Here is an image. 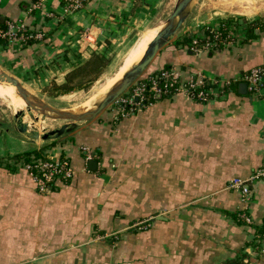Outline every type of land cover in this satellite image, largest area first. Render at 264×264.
<instances>
[{"label": "crops", "instance_id": "0c3cea01", "mask_svg": "<svg viewBox=\"0 0 264 264\" xmlns=\"http://www.w3.org/2000/svg\"><path fill=\"white\" fill-rule=\"evenodd\" d=\"M176 1L90 0L65 14L62 0H0V27L22 22L41 34L0 43V67L39 91L61 85L91 55L107 58L114 44L156 27ZM195 8L145 75L168 67L181 82L198 74L233 81L220 98L163 97L126 116L109 109L39 143L0 122V264H264L249 244L256 229L264 233V178L250 184L249 225L227 189L264 167V83L257 97L239 90L264 66V34L197 55L181 35L222 20L202 13L201 2ZM36 151L65 158L74 178L39 194L15 163Z\"/></svg>", "mask_w": 264, "mask_h": 264}, {"label": "built area", "instance_id": "2783aa9c", "mask_svg": "<svg viewBox=\"0 0 264 264\" xmlns=\"http://www.w3.org/2000/svg\"><path fill=\"white\" fill-rule=\"evenodd\" d=\"M90 0H62L63 12L71 14L82 9ZM38 5L31 7V12ZM264 21V18H263ZM248 23L242 20L222 21L214 26H204L197 30L182 34L181 41H188L189 50L197 55L204 54L211 50H222L232 47L237 41H243L246 38V29ZM255 33L264 34V24L262 28L255 27ZM32 39H41V34H29L22 22L7 23L4 28L0 27V42L4 41V48L11 43L20 44ZM212 40V41H211ZM241 80L246 84L247 91L251 96H258L264 83V66L255 68L247 73ZM162 82V85L159 84ZM234 83L226 79H216L203 76L201 74L191 76L187 81L181 82L176 70L160 72L158 77H148L146 82L135 83L127 93L122 97L120 107L116 110L121 116L133 114L134 111L151 105L145 99L146 94H151L152 100L161 97L181 95L188 100L198 103H207L210 100L218 99L224 95L225 90H229ZM156 101V100H155ZM154 102V101H153ZM88 153V152H87ZM91 159L88 154L86 161ZM26 169L32 176V180L39 194H46L50 190V185L56 179H68L74 175V171L69 167L68 161L64 159L52 160L45 158L44 161L36 163L31 168ZM32 169L37 173H33ZM264 178V167L257 170L248 180L232 178L229 180L227 189L236 192L243 204V210L240 213V219L246 225L250 224V218L247 214V204L251 200L250 184ZM264 254V247L259 250V255Z\"/></svg>", "mask_w": 264, "mask_h": 264}, {"label": "rangeland", "instance_id": "374dc122", "mask_svg": "<svg viewBox=\"0 0 264 264\" xmlns=\"http://www.w3.org/2000/svg\"><path fill=\"white\" fill-rule=\"evenodd\" d=\"M199 2H201V5L203 6L202 13L214 19H221L222 21H235L242 19L251 20L258 18L259 15L264 14V0H199L198 3ZM195 11H197V8H195ZM163 22L164 18L158 21L156 27L150 30H145L143 32L141 29H139V32L137 31L131 34L129 38L124 42H119L111 46L108 51L109 53L107 58L109 59V65L106 69V72L100 77L97 82L93 84L90 90L94 89L101 83H105L107 80H109L112 76L116 74V72L120 69V66L123 63L124 59L126 58L128 52L130 51L132 45L141 34L145 32H151L154 37L156 35L157 29L163 26ZM137 60L138 57L135 61ZM135 61L133 62V64H131V66L126 69V71L130 67L135 65ZM0 71L7 73L11 77H14L12 74L6 72L2 67H0ZM139 81H141V78L135 83L137 84V82ZM135 83L133 85H135ZM20 84L28 91L30 96L35 100L37 97L44 103L50 105L51 107L69 111L77 108L90 92V90H88L87 92L75 91L66 95L49 97L46 94H43L41 90L39 91L34 87L31 88L30 85L26 84L25 82H20ZM5 92L6 97H8V100H6V102H8L7 106L5 107V105L0 101V122L6 124L9 129H13L14 132L21 134L23 133V135L27 136L29 139H33L34 135H38L40 137L49 131L56 130L63 125L69 124L65 121H53L48 118H42L34 115L29 118L28 116L32 115V113L28 112H23V114L25 113V115L27 116L25 121L21 120L20 117L15 118L12 100L10 99L7 90ZM128 92H130V90H128ZM128 92H126L124 95H126ZM120 99L122 100V97ZM121 100H118L106 110H109L110 108L117 109L121 105ZM35 118H37L36 122L34 121ZM37 140L39 143L40 139Z\"/></svg>", "mask_w": 264, "mask_h": 264}, {"label": "water", "instance_id": "95a60500", "mask_svg": "<svg viewBox=\"0 0 264 264\" xmlns=\"http://www.w3.org/2000/svg\"><path fill=\"white\" fill-rule=\"evenodd\" d=\"M199 0H177L169 14L164 18L163 26L157 29L153 40L148 44L142 58L132 67H130L121 78L113 85L103 100L99 102L94 110L83 113H71L69 110L56 109L44 103L36 97V100H30V94L14 77L0 71V84L8 83L12 85L19 96L25 103L24 112L40 115L44 118L65 121L69 124L63 125L56 130L49 131L42 136L34 135V139L40 141H56L73 132L76 128L87 124L96 119L108 107L116 103L120 98L128 92L132 85L138 81L150 67L161 49L170 43L183 28L188 17L193 13ZM246 85L240 84L241 93L245 91ZM23 113V112H18ZM18 113L15 118H18ZM96 163L89 162L90 170H95Z\"/></svg>", "mask_w": 264, "mask_h": 264}, {"label": "trees", "instance_id": "16d2710c", "mask_svg": "<svg viewBox=\"0 0 264 264\" xmlns=\"http://www.w3.org/2000/svg\"><path fill=\"white\" fill-rule=\"evenodd\" d=\"M263 24H264L263 19L255 20L253 22L248 23L247 24L248 27L246 29V38L244 41L246 42V41L254 38L256 36V33L254 32V28L255 27L262 28ZM1 27L3 28V26H1ZM29 34H31V33H29ZM183 42L187 45L186 41H183ZM0 43H4V42H0ZM187 47H188V45H187ZM215 50L216 49L211 50V51L213 52ZM108 65H109V59L108 58H106L105 56L100 55V54H93L82 65L76 67L75 69H73L72 71L67 73V75L65 76V80H64L63 84L56 85L55 83H51L49 86L45 87L42 90V93L46 94L49 97H55V96L70 94V93L75 92V91L87 92L88 90H90V88L93 86V84L95 82H97L100 79V77L106 72ZM168 70H169L168 67H163L157 73H153L150 75L144 74L141 77V81H139V82H146L148 77H150V76L158 77V74L160 72H164V71L166 72ZM139 82H137V83H139ZM159 84L162 85V82L159 81ZM229 90H230V88H229ZM126 96H127V94L123 95L122 97H126ZM151 97L152 96L149 93L145 95V99H146L147 103L153 102V101L159 99V98H157L155 100H152ZM161 98H163V97H161ZM110 109H113V108H110ZM45 158L46 157L43 156L41 154V152L36 151V152L21 154V155L16 156L15 157V159H16L15 163L20 162V164H22V165L30 166L31 168H33V166L36 165V163L44 161ZM62 159H64V158H62ZM32 170H33L32 172L34 174L37 173L36 170H34V169H32ZM72 178H74V176H72L71 178H68L66 180L56 179L50 185V189H53L57 184H66L70 180H72ZM238 220L240 222H242V220L239 217H238ZM262 239H264V233H262L261 230L256 229V231L254 232V234L252 236L251 241L249 242L250 246L252 247V250L256 254L262 248V246H261L262 245L261 244Z\"/></svg>", "mask_w": 264, "mask_h": 264}, {"label": "bare ground", "instance_id": "6f19581e", "mask_svg": "<svg viewBox=\"0 0 264 264\" xmlns=\"http://www.w3.org/2000/svg\"><path fill=\"white\" fill-rule=\"evenodd\" d=\"M154 37L153 34H151V32H145L141 34L132 45L130 51L128 52L126 58L124 59L123 63L120 66V69L116 72V74L112 76L109 80H107L105 83H101L95 88L93 87L94 89L90 90V92L83 100V102L77 108L69 112L78 114V113L94 110L96 105L103 100L105 95L109 92V90L113 87V85L121 78V76L126 72V69L129 66H131V64H133V62L137 59V57L138 60L135 61L134 64H136L142 58L148 44L153 40ZM6 90L10 96V99L12 100L14 113L16 114L18 112H24L26 109L24 101L19 96L16 89L8 83L4 82L0 84V101L5 105V107L7 106L8 101L6 102V100H8V97H6V92H5ZM30 100H35V99L30 96ZM18 114H19L18 118L20 117L21 120L25 121V119L27 118L25 113L24 114L18 113ZM33 115L42 117L36 114H32L28 117L31 118ZM51 120L54 121V119ZM34 121L36 122L37 118H35Z\"/></svg>", "mask_w": 264, "mask_h": 264}]
</instances>
